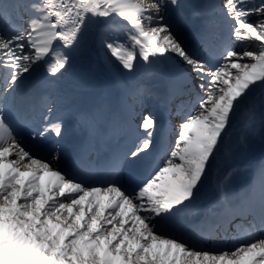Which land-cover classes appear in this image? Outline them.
Segmentation results:
<instances>
[{"label":"snow or ice","instance_id":"1","mask_svg":"<svg viewBox=\"0 0 264 264\" xmlns=\"http://www.w3.org/2000/svg\"><path fill=\"white\" fill-rule=\"evenodd\" d=\"M0 264H264V0H0Z\"/></svg>","mask_w":264,"mask_h":264},{"label":"rangeland","instance_id":"2","mask_svg":"<svg viewBox=\"0 0 264 264\" xmlns=\"http://www.w3.org/2000/svg\"><path fill=\"white\" fill-rule=\"evenodd\" d=\"M189 1H193L195 3L203 2V0ZM82 78L84 79L85 87L81 90V94L79 93L80 96L76 99V102L82 107H86L84 105V100L87 98V96L92 101V98L89 95L92 91V88L103 93L101 95V99H103L106 103L109 102V97L112 101L115 93L122 92L123 86L113 81L107 72L100 66H96L87 76L82 75ZM110 103L112 104V102ZM260 152V145L257 141L253 149L247 154L248 161L250 162L249 164H255V161H252V157L257 156Z\"/></svg>","mask_w":264,"mask_h":264},{"label":"bare ground","instance_id":"3","mask_svg":"<svg viewBox=\"0 0 264 264\" xmlns=\"http://www.w3.org/2000/svg\"><path fill=\"white\" fill-rule=\"evenodd\" d=\"M71 80L75 81V83L78 85V91L76 93V99H77L80 96V94H81V90L85 87L84 79L82 78V75H79V76L72 77ZM102 94H103L102 92L92 88V91L89 94L90 97L92 98V101H91L92 103H90L89 106H91V105L97 103L98 101H100ZM119 95H117L116 97H118L120 99L121 96H119ZM252 159H254L255 161H259L260 155L258 157H254L253 156ZM248 163H249L248 162V156H246L244 158V160H243L242 166H248ZM242 177H243V174H242V172H240V174L236 177V180H235V188H234L235 191L242 192L244 190L245 186L244 187H240L241 184H242L241 182L243 180Z\"/></svg>","mask_w":264,"mask_h":264}]
</instances>
